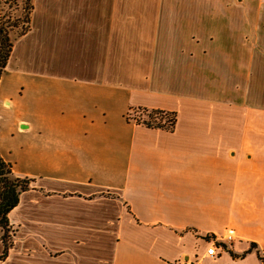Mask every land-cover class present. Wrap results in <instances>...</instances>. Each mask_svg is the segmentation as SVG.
<instances>
[{"label": "crops", "instance_id": "obj_1", "mask_svg": "<svg viewBox=\"0 0 264 264\" xmlns=\"http://www.w3.org/2000/svg\"><path fill=\"white\" fill-rule=\"evenodd\" d=\"M31 1L0 155L33 182L0 264L193 262L231 231L204 264H264V0Z\"/></svg>", "mask_w": 264, "mask_h": 264}, {"label": "trees", "instance_id": "obj_2", "mask_svg": "<svg viewBox=\"0 0 264 264\" xmlns=\"http://www.w3.org/2000/svg\"><path fill=\"white\" fill-rule=\"evenodd\" d=\"M2 1V0H1ZM15 10H21V17L7 26H0V79L8 67L13 48V38L22 37L31 30L32 13L34 10L31 0H24L20 6V0H3ZM130 120L138 125L151 129L173 131L177 125V114L162 110H150L146 108L133 109ZM33 180L17 176L10 163L0 155V231L4 245L3 259L13 247L12 227L9 215L18 206L21 195L31 188Z\"/></svg>", "mask_w": 264, "mask_h": 264}, {"label": "built area", "instance_id": "obj_3", "mask_svg": "<svg viewBox=\"0 0 264 264\" xmlns=\"http://www.w3.org/2000/svg\"><path fill=\"white\" fill-rule=\"evenodd\" d=\"M236 239L234 233L231 231L223 236H216L212 238L205 253L196 261L181 260L177 264H204L205 259L216 258L219 253H226L227 245Z\"/></svg>", "mask_w": 264, "mask_h": 264}, {"label": "rangeland", "instance_id": "obj_4", "mask_svg": "<svg viewBox=\"0 0 264 264\" xmlns=\"http://www.w3.org/2000/svg\"><path fill=\"white\" fill-rule=\"evenodd\" d=\"M18 4L20 6L24 5V0H20ZM21 15V10H15L14 8H11L9 4H5V1L0 0V26H7L9 22H14L19 19Z\"/></svg>", "mask_w": 264, "mask_h": 264}]
</instances>
